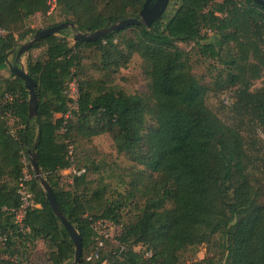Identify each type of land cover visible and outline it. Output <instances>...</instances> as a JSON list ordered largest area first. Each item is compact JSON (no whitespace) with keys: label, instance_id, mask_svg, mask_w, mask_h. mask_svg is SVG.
<instances>
[{"label":"trees","instance_id":"obj_1","mask_svg":"<svg viewBox=\"0 0 264 264\" xmlns=\"http://www.w3.org/2000/svg\"><path fill=\"white\" fill-rule=\"evenodd\" d=\"M145 1L57 0L46 14V0H0V71L10 72L18 45L36 31H21L35 14L63 17L45 28L69 21L86 32L137 17ZM170 1L169 14L165 10L149 27L71 42L61 30V36L34 43L25 61L38 99L37 116L29 122L22 79L10 72L0 80V264H31L29 250L38 241L43 264H65L74 256L69 234L33 177L27 149L35 151L61 211L81 237L78 264H264V139L257 132L264 133V84L252 90L246 79L264 69V7L251 0ZM193 52L225 65L224 80L220 73L214 85L233 88L227 120L208 105L210 87L192 70ZM89 53L102 75L117 73L137 54L148 94L125 93L85 76ZM72 81L75 100L66 93ZM102 134L137 176L124 193L110 196L103 176L89 178L100 173L99 164L76 153L78 145ZM24 166L34 205L26 208L27 230L21 231L12 209L21 203ZM73 167L70 184L60 187L61 171ZM99 220L120 226L119 233L99 236ZM201 245L203 258H183Z\"/></svg>","mask_w":264,"mask_h":264},{"label":"rangeland","instance_id":"obj_2","mask_svg":"<svg viewBox=\"0 0 264 264\" xmlns=\"http://www.w3.org/2000/svg\"><path fill=\"white\" fill-rule=\"evenodd\" d=\"M155 0H151L150 4L153 5ZM165 14L168 15L171 11V1L169 0L168 5L165 9ZM63 17L59 16L57 13L55 16H43L35 14L30 17L23 29L31 28L35 30L45 28V25L51 23L52 21H62ZM58 34V33H57ZM61 36V34H58ZM65 35H67L68 40L71 42L72 31L70 29L65 30ZM28 35L25 40L21 41L20 44L25 42L30 38ZM177 45L185 51H189L192 48V43H177ZM38 50L33 51L36 54ZM89 57L83 61V73L85 76L92 78L104 79L108 84L115 85L122 89L125 93H135L146 96L149 92V79L146 74L145 64L142 59L137 55L133 54L130 58L129 63L121 68L117 73L110 75H102L94 69L93 54H87ZM10 61L13 62V58L10 57ZM26 53L21 57V63L25 67ZM190 63L192 65V70L196 76L202 77V80L210 87L207 94V103L215 111L218 112L221 118L224 120L228 119L230 108L233 101V88H219L214 85L215 80L218 78V74L221 73L224 80L225 73L227 69L225 65L219 60L203 59L195 55L194 52L191 54ZM10 72L8 69H3L0 71V80L3 77H8ZM246 79L250 83V88L252 90L259 89L264 84V69L261 71L259 77L252 78L251 74H246ZM75 81V80H74ZM76 83V82H75ZM76 85V84H75ZM67 92L75 96V92L69 88ZM260 138L264 139V133L259 129L257 130ZM81 154V156H90L94 159L100 168V173L89 174L91 180H97L99 175L103 176L104 183L108 186V191L110 196L114 195L113 191L124 193L125 189H128V183L133 182L137 176L134 171L130 168L131 162L123 154H118L114 148L113 141L108 134H102L92 138L88 143L80 144L77 147L76 153ZM80 152V153H79ZM27 165V162L24 161ZM75 173L74 167L71 169H66L59 175V186L66 188L70 184L72 174ZM134 200V199H133ZM129 207L123 211V220H126L130 212L134 208V202ZM127 214V215H125ZM97 232L104 237L111 239L113 236L117 235L120 231V226L113 225L111 223H105L103 225H97ZM137 250H143L140 247H136ZM44 245L41 241H38L34 248L29 250V262L31 264H43L45 258L43 256ZM94 250L91 249V254ZM205 253V246L201 245L195 250L188 251L183 258L185 260L201 259Z\"/></svg>","mask_w":264,"mask_h":264},{"label":"water","instance_id":"obj_3","mask_svg":"<svg viewBox=\"0 0 264 264\" xmlns=\"http://www.w3.org/2000/svg\"><path fill=\"white\" fill-rule=\"evenodd\" d=\"M262 7H264V0H251ZM151 0H146L143 7L138 12L137 17H129L120 19L108 26L95 29L93 31L80 32L76 29L73 22L64 21L47 28L36 30L28 40L19 44L14 58V64L8 63V68L12 74L22 79L24 86L28 92V112L27 121L36 118L37 116V95L35 92V82L31 76L26 72L25 67L21 63V57L33 46L38 40L45 38L49 35L57 34L61 30L70 29L72 31L73 40L92 41L105 36L110 32H117L126 28L127 26L142 24L145 27H149L154 21L162 18V15L168 5L169 0H155L153 5L150 4ZM27 128V124L25 125ZM28 163L31 167L33 177L35 181L40 185L45 193V197L50 205L54 215L58 218L66 232L69 234L74 246V256L71 262L65 264H78L82 254V242L81 237L78 234L76 228L61 211L58 202L55 199L51 186L42 174L41 168L38 165L36 153L34 150H26Z\"/></svg>","mask_w":264,"mask_h":264},{"label":"built area","instance_id":"obj_4","mask_svg":"<svg viewBox=\"0 0 264 264\" xmlns=\"http://www.w3.org/2000/svg\"><path fill=\"white\" fill-rule=\"evenodd\" d=\"M232 1H238V0H232ZM46 3L48 6V10H47L46 14H50L55 10V8L57 6V0H46ZM222 15L224 16L225 13ZM4 33H5V31L2 28H0V35H3ZM75 84L76 83L74 81H72L68 84V88H67V90H69V88H71L75 92V96L70 95L66 90V93L71 98H73L74 100L77 97V88H76ZM75 104L76 103L74 102L72 104V106L75 107ZM30 178H31V174L29 173L28 168L26 166H24L23 170H22V179H21V182H20L19 188H18V193L20 196L21 203L17 208L12 209V212L14 215V220L18 224V227L21 231L27 230V228H25L23 225V217L25 214V210L27 207L34 205L32 194L29 192L26 185L24 184V182L28 181ZM105 223H109V222L105 221V220H99V221L95 222V224H94L95 230H96L97 225H103ZM97 234L101 237L103 236V235H100L98 232H97Z\"/></svg>","mask_w":264,"mask_h":264},{"label":"crops","instance_id":"obj_5","mask_svg":"<svg viewBox=\"0 0 264 264\" xmlns=\"http://www.w3.org/2000/svg\"><path fill=\"white\" fill-rule=\"evenodd\" d=\"M65 170H66V169H65ZM65 170L61 171V173L64 172Z\"/></svg>","mask_w":264,"mask_h":264}]
</instances>
